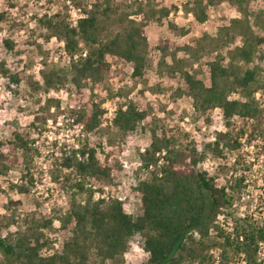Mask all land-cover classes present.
I'll list each match as a JSON object with an SVG mask.
<instances>
[{
    "label": "trees",
    "instance_id": "obj_1",
    "mask_svg": "<svg viewBox=\"0 0 264 264\" xmlns=\"http://www.w3.org/2000/svg\"><path fill=\"white\" fill-rule=\"evenodd\" d=\"M225 1L229 0H192L190 10L204 23L208 20V8ZM236 1L238 10L247 16L244 0ZM77 6L83 16L75 25L70 22L67 10L37 19L39 34L46 41L56 38L63 42L70 59L68 69L45 65L41 71L44 90L60 91L68 84L82 90L86 81H102L113 62L128 66L132 77H143L152 49L146 28L153 18H168L171 9L164 5L144 13L142 6L133 10V6L117 4L114 0H93L88 6L78 2ZM141 14V20L133 18ZM6 18V13H0V22ZM255 25L264 30L263 13L255 15ZM241 40V45L231 49L228 64L223 57L209 64L210 84L184 68L176 51L161 44L156 47L162 57L170 56L177 65L171 67L172 73L180 71L184 87H179L176 95H188L207 120L213 109L220 108L225 130L218 132L205 151H200L192 139L181 143L175 135L153 131L152 143L140 157L144 167L151 169L149 178L140 181L138 187L141 215L134 217L127 213L118 198L95 199L88 181L110 179L112 167L107 156L101 161L97 148L85 142L63 157V167L73 171V177L69 176L67 181L73 178L74 181L69 187L72 190L69 209L60 220L64 229L73 227L61 251L50 252L53 242L45 230L53 226V218L32 217L20 224L15 216L5 215L6 219L0 218V231L7 230L6 235L0 233V264H125L123 253L128 251L129 241L137 233L142 235L148 254L145 264H214L217 257L220 264L236 263L239 258L246 264H264L259 257L260 244L264 243V215H257L256 219L235 215L237 198L244 190L243 180L222 184L199 166L208 153L227 161L226 151H238L239 140L245 134L250 139L264 138V109L256 97L259 90L264 91V69L255 63L257 57H264V35L249 25ZM5 44L13 49L11 41L6 40ZM5 66V62H0L2 74L12 84L19 85L20 77ZM30 83L40 90L38 82ZM234 94L238 97H232ZM54 102L57 101L49 99L48 106ZM104 113V109L93 104L91 113L85 108L75 112L72 118L87 132H93L100 128ZM146 117L147 111L135 101L119 103L113 125L126 137ZM9 144L27 164L30 155L38 152L20 133H15ZM1 165L0 172L13 167L8 154H0ZM29 183L33 185L34 181L27 172L12 187L20 193H29ZM9 203L18 205L12 200ZM229 223L231 228L227 227ZM12 226L16 227L15 231Z\"/></svg>",
    "mask_w": 264,
    "mask_h": 264
},
{
    "label": "rangeland",
    "instance_id": "obj_2",
    "mask_svg": "<svg viewBox=\"0 0 264 264\" xmlns=\"http://www.w3.org/2000/svg\"><path fill=\"white\" fill-rule=\"evenodd\" d=\"M114 1L133 6V10L142 6L144 13H149L151 9L159 10L164 5L171 9L168 18H153L146 28L152 49L144 76L134 78L128 66L113 62L111 71L102 81H86L82 90L68 84L60 91H50L56 93L52 96L44 90L41 71L46 64L57 69H68L70 59L63 42L56 38H53L55 43L53 39L46 41L39 34L37 19L67 10L70 22L75 25L83 15L78 9V2L88 6L93 0H0V13L7 14V18L0 22V62H5V67L17 74L21 81L19 85L12 84L0 70V154H8L10 165L13 166L0 172V218L6 219L5 215H13L20 224L32 217L53 218V226L45 230L53 242L51 253L61 251L73 227L64 229L60 222L69 209L72 195L69 187L74 181V178L67 181L69 176L73 177V171L62 164L66 153L75 149L69 146V141L80 145L88 142L97 148L99 158H103L101 161H105L106 156L108 158L112 167L111 178L88 181V186L95 191V199L118 198L123 202L125 211L137 217L142 214L139 183L149 178L151 170L144 167L140 157L151 145L154 130L159 135H175L181 143L192 139L200 151H205L206 145L216 139L218 132L225 130L220 108L213 109L207 120L195 109L188 95H176L178 88L184 87L180 71L172 73L171 67L177 65L170 56L162 57L156 47L161 44L176 51L184 68L197 73L210 84L209 64L219 57L225 58L228 64L230 51L242 44L241 35L247 26L250 25L259 35H264V30L255 25V15L264 14V0H244L247 16L238 10L236 0L209 7L208 20L204 23H200L190 10L192 0ZM133 18L141 20L142 14ZM171 24L177 29L171 28ZM182 30L187 31V34H183ZM4 33L7 35H2ZM6 40L12 42V50L6 46ZM45 45L52 46L46 48ZM178 48L183 50L179 51ZM255 63L264 69V57H257ZM37 75L40 80L36 79ZM32 80L41 85L39 91L32 87ZM232 97L237 98L238 95ZM256 97L264 109V91L259 90ZM49 99L57 102L51 103L49 107ZM128 101H135L142 110L147 111V117L135 131L122 137L114 127L113 119L118 104ZM93 104L99 105L105 113L101 117L100 128L87 132L82 124L73 122L72 116L85 108L91 113ZM104 104L108 107H102ZM5 115L11 116V119H5ZM28 117L32 119L28 120ZM15 133L22 134L38 151L30 155L29 164L21 153H14L9 144L14 140ZM239 141L241 147L238 151H226L227 161L208 153L199 166L208 172L211 169V175L222 184L243 180V189H247L246 204L238 202L237 198L238 210H235V215L247 214L249 218L256 219L257 215H264V138L250 139L245 134ZM249 143L255 144V147L248 146ZM144 146L142 152L141 147ZM0 169H3L2 165ZM27 172L31 173L34 184H27L29 193H20L12 185L20 183ZM13 195L19 198H13ZM10 200L18 205H10ZM227 227L231 228V223ZM13 228L16 229L15 226ZM0 233L6 235L7 230L2 229ZM144 253L143 237L137 233L129 241L125 264H145L148 255ZM218 258L214 264H220ZM232 264L246 263L243 258H239Z\"/></svg>",
    "mask_w": 264,
    "mask_h": 264
},
{
    "label": "clouds",
    "instance_id": "obj_3",
    "mask_svg": "<svg viewBox=\"0 0 264 264\" xmlns=\"http://www.w3.org/2000/svg\"><path fill=\"white\" fill-rule=\"evenodd\" d=\"M2 35H5L6 36L7 33H4ZM40 43H43V41H40ZM53 43H55V39H53ZM51 46L52 45H45L46 48L47 47H51ZM33 71H35V69ZM36 79L37 80H40V77L37 75L36 76ZM0 82H2V81H0ZM5 95L7 96L8 94L6 93ZM49 95L55 96L56 93L55 92H50ZM61 95L63 96L64 94L62 93ZM62 107H63V105H62ZM102 107H108V105L107 104H104V105H102ZM53 111H54V109H53ZM217 111H219V109ZM5 119H11V116L5 115ZM31 119H32V117H28V120H31ZM61 119H63V118H61ZM22 123H23V121H22ZM49 126H51V121H49ZM46 135H47V133H46ZM66 135H68V134L66 133ZM49 139L51 140L52 137L49 136ZM211 139H215V137H211ZM68 143H69V146L70 147H75V148H79L80 147V144L74 143L73 141H69ZM37 146H39V145H37ZM144 148H145V146L144 147H141V151L142 152L144 151ZM41 151H43V149H41ZM125 155H127V153H125ZM101 160H103L102 157H101ZM204 167H208V166L205 165ZM209 174L211 175V169H209ZM5 187H7V185H5ZM13 198H19V197H16L15 195H13ZM57 226H59V225H57ZM12 231H15V229L13 228ZM127 255H128L127 252L123 253V256H124L125 259L127 258ZM144 255L147 256L148 254L147 253H144Z\"/></svg>",
    "mask_w": 264,
    "mask_h": 264
},
{
    "label": "built area",
    "instance_id": "obj_4",
    "mask_svg": "<svg viewBox=\"0 0 264 264\" xmlns=\"http://www.w3.org/2000/svg\"><path fill=\"white\" fill-rule=\"evenodd\" d=\"M83 16V15H82ZM75 24H77V21H76V23ZM243 142H245V140H243ZM250 145H248V146H252V148H254L255 147V144H252V143H249ZM245 192H247V189L245 190H243L242 191V194L240 195V198H239V200H238V202H241V203H243V204H246V197H245V195H246V193ZM249 197V196H248ZM247 214H243V216L242 217H245ZM259 257H260V260H264V243L262 242L261 244H260V249H259ZM219 261V260H218Z\"/></svg>",
    "mask_w": 264,
    "mask_h": 264
}]
</instances>
